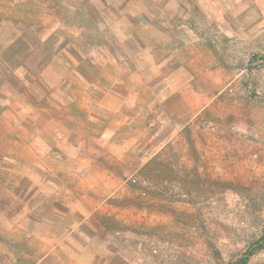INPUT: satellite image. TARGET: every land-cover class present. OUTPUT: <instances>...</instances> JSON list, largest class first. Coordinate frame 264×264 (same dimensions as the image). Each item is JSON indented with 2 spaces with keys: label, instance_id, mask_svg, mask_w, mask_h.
Here are the masks:
<instances>
[{
  "label": "rangeland",
  "instance_id": "obj_1",
  "mask_svg": "<svg viewBox=\"0 0 264 264\" xmlns=\"http://www.w3.org/2000/svg\"><path fill=\"white\" fill-rule=\"evenodd\" d=\"M249 249L264 264V0H0V264Z\"/></svg>",
  "mask_w": 264,
  "mask_h": 264
},
{
  "label": "trees",
  "instance_id": "obj_2",
  "mask_svg": "<svg viewBox=\"0 0 264 264\" xmlns=\"http://www.w3.org/2000/svg\"><path fill=\"white\" fill-rule=\"evenodd\" d=\"M251 252L252 249L247 250L246 252L242 253L241 256L231 261L229 264H248V257Z\"/></svg>",
  "mask_w": 264,
  "mask_h": 264
},
{
  "label": "crops",
  "instance_id": "obj_3",
  "mask_svg": "<svg viewBox=\"0 0 264 264\" xmlns=\"http://www.w3.org/2000/svg\"><path fill=\"white\" fill-rule=\"evenodd\" d=\"M175 148H179V145H181V141H179L178 143H175ZM171 155L170 154H168V156L167 157H170ZM167 161L168 160H163V162H164V164H165V162L167 163Z\"/></svg>",
  "mask_w": 264,
  "mask_h": 264
},
{
  "label": "built area",
  "instance_id": "obj_4",
  "mask_svg": "<svg viewBox=\"0 0 264 264\" xmlns=\"http://www.w3.org/2000/svg\"><path fill=\"white\" fill-rule=\"evenodd\" d=\"M175 181V180H174ZM168 181H165L164 180V184H166ZM176 182V181H175ZM142 195H144V192L141 193ZM138 248H141L142 247V243H138L137 244Z\"/></svg>",
  "mask_w": 264,
  "mask_h": 264
}]
</instances>
